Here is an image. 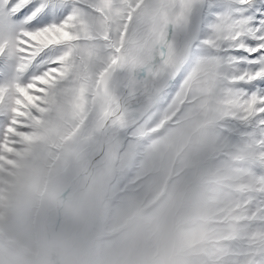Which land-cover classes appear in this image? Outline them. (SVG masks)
Masks as SVG:
<instances>
[{
    "label": "rangeland",
    "instance_id": "rangeland-1",
    "mask_svg": "<svg viewBox=\"0 0 264 264\" xmlns=\"http://www.w3.org/2000/svg\"><path fill=\"white\" fill-rule=\"evenodd\" d=\"M73 31L81 39L58 49L64 74L31 92L42 97L35 107L17 85L35 82L31 64L67 34L45 32L27 44L20 73L17 53L0 52V131L18 100L27 114L17 117L26 125H17L20 136L0 135V264H234L249 195L245 152L212 158L203 108L179 123V109L159 124L133 118L137 103L104 75L100 32ZM12 38L0 30V41ZM106 128L111 137L101 144Z\"/></svg>",
    "mask_w": 264,
    "mask_h": 264
},
{
    "label": "snow or ice",
    "instance_id": "snow-or-ice-1",
    "mask_svg": "<svg viewBox=\"0 0 264 264\" xmlns=\"http://www.w3.org/2000/svg\"><path fill=\"white\" fill-rule=\"evenodd\" d=\"M78 27L100 32L104 75L120 98L139 104L133 118L159 124L179 109V123L190 108H203L212 158L245 152L249 195L234 264H264V0H0V30L13 35L0 41V52L17 53V73L27 44L45 32L67 34L31 64L35 82L17 85L33 107L42 97L31 92L64 74L58 49L81 39ZM17 104L0 131L5 138L26 127L17 119L27 115L24 102Z\"/></svg>",
    "mask_w": 264,
    "mask_h": 264
},
{
    "label": "bare ground",
    "instance_id": "bare-ground-1",
    "mask_svg": "<svg viewBox=\"0 0 264 264\" xmlns=\"http://www.w3.org/2000/svg\"><path fill=\"white\" fill-rule=\"evenodd\" d=\"M138 106H139V104L137 103V105L135 106V108H137ZM120 107L123 108V105L121 104ZM135 108H134V109H135ZM122 110H123V109H122ZM120 115H121V113H117V114H116V117H114V118H118V117H120ZM114 118H113V119H114ZM123 124H124V126L130 124V120L124 121ZM103 136H104V139H106V142H109V138L111 137V134L109 133V129H108V128H106V130H105ZM107 144H108V143H107ZM93 156H94V155H93ZM93 156H92V157H93ZM87 179H88V178H87L84 174H82L81 177H80V182H83V183L85 182V184H86ZM62 203H63V202L60 201L59 204L61 205ZM52 219H53V220H52V223H54V220H57V210H54V211H53V213H52ZM50 234H51V233H50ZM52 236H53V235H52ZM53 240H54V238L52 237V238H51V241H53ZM52 255H54V254H52Z\"/></svg>",
    "mask_w": 264,
    "mask_h": 264
},
{
    "label": "water",
    "instance_id": "water-1",
    "mask_svg": "<svg viewBox=\"0 0 264 264\" xmlns=\"http://www.w3.org/2000/svg\"><path fill=\"white\" fill-rule=\"evenodd\" d=\"M121 104L123 105L124 103L122 102ZM119 109H120V107H119ZM118 112H119L118 109H116V110L113 112V114H112V116H111V119H113L114 117H116V114H117ZM103 140H104V136L101 137V144H103ZM96 160H97V157H96V156L91 157L90 162L88 163V165L86 166V168L83 170L82 174H84L87 178H88L89 172H90V170H91L93 164L96 162ZM61 199L64 201V200H65V195H62V196H61ZM60 213H61V207L57 209V218H59ZM57 220H58V219H57ZM57 220H56V222H55V228H56V226H57ZM54 257H55V259L57 258V251H56ZM56 263H57V262H56ZM57 264H58V263H57Z\"/></svg>",
    "mask_w": 264,
    "mask_h": 264
}]
</instances>
